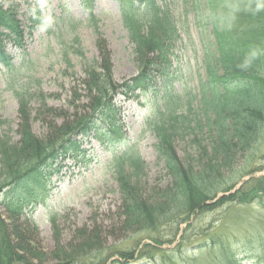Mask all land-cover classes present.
Segmentation results:
<instances>
[{
  "label": "trees",
  "instance_id": "obj_1",
  "mask_svg": "<svg viewBox=\"0 0 264 264\" xmlns=\"http://www.w3.org/2000/svg\"><path fill=\"white\" fill-rule=\"evenodd\" d=\"M122 1L128 6L121 7V14L133 44L134 76L115 79L111 53L106 41L100 40L99 57L84 58L68 109L49 106L40 81L29 77L14 90L20 105L17 141L0 117V264H110L114 257L124 264L155 261L178 237L181 241L193 237L185 235L197 228L200 215L264 197V176L251 177L234 190L239 159L264 138V0H207L217 52L207 60V79L201 82L197 106L187 100L184 112L174 108L170 91L173 50L180 34L168 7L162 0L160 4L152 0L142 9L133 3L146 0ZM22 37L14 13L0 3V64L8 70L14 65L6 43L14 39L22 47ZM158 86L163 88L168 115L155 128L157 159L170 181L149 185L145 161L137 153L127 156L126 162L119 160L115 180L122 200L120 230L126 237L122 243L129 246L105 248L96 232L94 242L44 251L41 241L34 240L39 230L32 217H25V206L36 201L66 161L83 162L92 138L112 149L125 144L123 104ZM34 97L41 98L36 112L46 122L44 137L32 131ZM177 142L191 147L184 157ZM227 192L232 193L218 197ZM52 222L55 225L56 218ZM259 244L263 249L264 243ZM238 255L221 247L223 264H238ZM261 257L264 260V252Z\"/></svg>",
  "mask_w": 264,
  "mask_h": 264
},
{
  "label": "rangeland",
  "instance_id": "obj_2",
  "mask_svg": "<svg viewBox=\"0 0 264 264\" xmlns=\"http://www.w3.org/2000/svg\"><path fill=\"white\" fill-rule=\"evenodd\" d=\"M150 2L152 0L134 1L133 7L142 9ZM156 2L160 4L161 0ZM162 2L168 7L170 20L175 22L180 34L173 50L175 73L170 91L174 108L184 112L187 100H193L195 107L198 104L201 82L207 79V60L217 52L216 37L209 23L207 0ZM0 3L14 13L23 35L22 47L16 45L14 39L6 43L13 69L0 64V117L7 122L5 130L13 140L19 139L20 123V105L14 90L29 77L40 81L49 106L66 110L73 97L72 88L80 82L78 77L83 73L84 58L99 57L98 41L107 43L117 81L137 73L133 44L122 21L121 7H128L124 1L0 0ZM92 14L95 19L91 18ZM37 86L33 85L32 90L37 91ZM79 94L83 96L84 92L79 91ZM162 96L163 88L158 86L124 103L121 123L127 135L126 143L112 149L92 138L86 146L83 162L66 161L36 201L25 206V217H32L39 230L33 235L34 240L41 241L44 251L53 253L58 248L65 251L91 240L94 242L96 232L105 248L129 246L122 243L126 237L120 230L122 200L115 173L119 160L126 162L127 156L134 152L145 161L149 185L169 183L156 150L155 128L168 115ZM40 105L41 98L34 97L31 127L37 136L44 137L46 122L43 115L36 112ZM54 119L62 120L61 117ZM177 149L184 157L191 147L187 142H177ZM236 168L234 175L238 182L234 190L251 177L264 176V138L252 153L239 159ZM247 171L250 174L243 177ZM1 212L6 214L3 208ZM52 218H56L55 225ZM191 234L190 240L181 241L178 237L173 245L164 246L155 261L142 259L129 264H223V245L238 252V264H264L261 257L264 248L259 244L264 243V197L200 215L197 228L189 230L185 237ZM117 258L109 263L124 264Z\"/></svg>",
  "mask_w": 264,
  "mask_h": 264
}]
</instances>
